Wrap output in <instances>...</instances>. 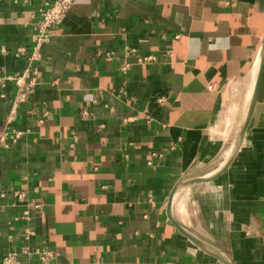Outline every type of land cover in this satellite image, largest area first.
Wrapping results in <instances>:
<instances>
[{"label": "crops", "instance_id": "1", "mask_svg": "<svg viewBox=\"0 0 264 264\" xmlns=\"http://www.w3.org/2000/svg\"><path fill=\"white\" fill-rule=\"evenodd\" d=\"M49 1L0 0V260L264 264V0H75L31 64Z\"/></svg>", "mask_w": 264, "mask_h": 264}, {"label": "built area", "instance_id": "2", "mask_svg": "<svg viewBox=\"0 0 264 264\" xmlns=\"http://www.w3.org/2000/svg\"><path fill=\"white\" fill-rule=\"evenodd\" d=\"M74 1L75 0H51L46 4V10L42 12L41 19L35 24L37 32L33 36V50L29 57V63L32 64L33 61L40 58V51L43 45L50 40L53 29L63 23ZM20 52L25 53V50L21 49ZM151 59V56L144 57V60ZM30 76V70H27L23 74H16L14 76H4L0 74V82L10 81L17 85V94L14 101L15 107L22 103H26L33 95L35 87L39 84L36 78L29 79ZM14 113L15 112H12L11 116L7 119L9 123L13 122ZM23 136V132L16 131V138H21ZM17 196L22 200H25L26 197L24 193H17ZM36 206L40 207L39 205ZM33 235H35V232L31 228L25 230V238L27 240H29ZM20 254L21 253H9L0 260V264H61L57 259L59 255L58 251L48 247L37 248L34 253L37 260L36 262L25 263L21 259ZM23 254L30 253L23 249Z\"/></svg>", "mask_w": 264, "mask_h": 264}, {"label": "water", "instance_id": "3", "mask_svg": "<svg viewBox=\"0 0 264 264\" xmlns=\"http://www.w3.org/2000/svg\"><path fill=\"white\" fill-rule=\"evenodd\" d=\"M262 63H261V65H260V69H259V71H258V74H257V82H256V87H255V92H254V99H253V103H252V105H251V108H250V111H249V114H248V116H249V119H248V121H247V123L249 122V120H250V118H251V114H252V112H253V110H254V107H255V104H256V102H257V93H258V91H259V88H260V85H261V82H262V76H263V73H264V52H263V55H262ZM191 237V239L196 243V244H198L199 242L195 239V238H193L192 236H190ZM225 263L226 264H231V263H228V262H226L225 261Z\"/></svg>", "mask_w": 264, "mask_h": 264}, {"label": "bare ground", "instance_id": "4", "mask_svg": "<svg viewBox=\"0 0 264 264\" xmlns=\"http://www.w3.org/2000/svg\"><path fill=\"white\" fill-rule=\"evenodd\" d=\"M257 65H258V67H259V64L257 63ZM258 67H257V69H258ZM254 75V74H253ZM254 82V81H253Z\"/></svg>", "mask_w": 264, "mask_h": 264}]
</instances>
